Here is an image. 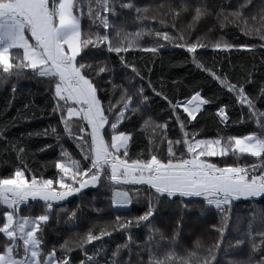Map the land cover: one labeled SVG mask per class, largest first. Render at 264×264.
Here are the masks:
<instances>
[{
	"label": "snow or ice",
	"instance_id": "obj_1",
	"mask_svg": "<svg viewBox=\"0 0 264 264\" xmlns=\"http://www.w3.org/2000/svg\"><path fill=\"white\" fill-rule=\"evenodd\" d=\"M251 3L252 0H245L238 10L227 13L221 8L216 19L221 28L226 23L235 24L245 36L258 35L264 41V7L249 17L242 11ZM118 7L133 10L135 20L142 24L158 21L160 29L142 26L135 32H128L118 27L109 18L117 16ZM149 13L148 6L138 7L131 0H0V80L18 77L25 70L47 78L54 101L52 111L59 114L63 133L76 141L84 162L82 164L81 160L73 159L70 153L62 150L61 159L53 165L58 170V178H45L30 172L27 165L16 167L10 174L0 177V206H3L0 213V235L3 237L0 264H70L69 253L74 248L84 251L86 245L102 240L116 230L127 233V240L116 247L107 264H131L130 260L120 262L116 258L122 248L133 243V228L151 224L156 204L162 200L179 201L185 208L197 201L214 207L221 213L219 225H211L218 239L209 246H204L197 239L191 250L178 254L175 245L182 230V221L176 222L170 237L150 227L145 240L147 260H141L139 264H216L233 202L264 199V111L257 107V100L264 98V86L257 96H250L245 91L250 73L248 81L231 82L227 74L218 75L197 58L200 48L252 50L256 45H236L223 37L214 41L201 36L191 39L197 25L212 14L206 3L191 4L188 0H179L176 7L160 5L154 14ZM85 16L90 21L88 29L82 28ZM182 16L188 17L187 22L178 24ZM93 26L96 31L92 30ZM169 26L171 32L167 30ZM145 36L153 37L148 47L140 44ZM167 45L185 49L191 54L192 63L198 69L208 73L233 94L241 108L239 122H243V110L246 108L247 118L255 123L259 132L197 138L199 132L188 131L187 124L196 120L202 108L212 101L202 96L201 91H194L184 100L173 103L167 95L152 88L153 93L169 105L181 138H168V121L157 123L148 117L136 130L151 133L147 149L130 155L134 131L122 130L121 126L139 111L148 97L144 95L143 87L130 94L121 86L119 99L115 102L108 99L105 105L100 96L103 91L101 74L114 70L99 57L104 53H114L125 69L143 79L135 63L127 61L124 54L130 49L156 54ZM260 46L264 47V43ZM107 83L112 84L110 80ZM148 86L152 87L150 80ZM112 88H117V85L112 84ZM133 96L138 97L135 106ZM180 108L186 114L184 119L177 112ZM226 109L227 105L220 106L215 113L225 126L230 120ZM73 127L78 130V135L74 134ZM51 132L56 133V128ZM47 133L45 130L44 134ZM16 151L19 157L24 148ZM26 172L30 175L26 176ZM97 185L110 190L113 207L131 205L130 188L139 185L147 186L155 203L150 199L140 215L116 216L111 224L100 227L98 232L90 228L82 235L76 234L74 239L64 240L59 246V257L56 247L45 253L42 234L54 208L62 207V202ZM30 201L40 202V214L21 215V206H28ZM75 215L72 212L69 219ZM246 235L252 241V254L247 260L230 264H264V229L253 233L250 225ZM257 237L259 243H256ZM164 242L169 247L161 251ZM242 243L243 240L239 239L235 242L237 246ZM102 250L101 247L98 251ZM258 252L259 257L256 258ZM84 257L80 264H97L95 256L87 251H84Z\"/></svg>",
	"mask_w": 264,
	"mask_h": 264
},
{
	"label": "trees",
	"instance_id": "obj_2",
	"mask_svg": "<svg viewBox=\"0 0 264 264\" xmlns=\"http://www.w3.org/2000/svg\"><path fill=\"white\" fill-rule=\"evenodd\" d=\"M131 2L138 7L148 6L149 15L154 14L160 5H164L165 8L179 5V0H131ZM188 2L191 4L206 3L212 13L197 25L196 30L191 33V39L201 36L207 41H214L223 37L236 45H256L252 50L233 48L230 51H222L211 47L200 48L197 50V58L206 67L216 71L218 75L227 74L231 82L248 81L250 73V82H245V91L250 96H257L261 86H264V47L260 46L264 41H261L258 35L245 36L235 24L226 23L221 28L216 19V13L221 8L225 13L236 11L240 5L245 3V0H188ZM261 7H264V0H252V3L242 11L246 17H249L256 15ZM117 13L115 17L110 16V20L128 32H135L142 26L160 29L158 21H146L143 24L136 21V14L133 10L118 7ZM187 19V16H182L178 24L186 23ZM249 23L252 21L250 20ZM89 25L90 21L85 16L82 20V28L88 29ZM92 30L97 29L93 26ZM167 30L172 31L170 26ZM152 41L153 37L145 36L140 44L148 47ZM124 55L127 61L135 63L143 79L136 77L130 69H125L114 53H104L99 57L105 60L114 71L101 74L102 79H98L103 88L100 96L105 105L108 99H112L113 102L119 99L121 86L127 88L130 94L143 87L144 95L148 97V100L140 105L139 111L121 126L122 130L134 131L133 141L129 146L130 155L147 149V140L151 133L147 131L141 133L136 130L148 117L157 123L168 121V138L173 140L181 138L179 126L172 117L169 105L161 96H156L152 88L167 95L173 103L177 100H184L194 91H201L202 96L212 101L197 114L196 120L187 124L188 131L199 132L197 138L259 132L255 123L247 118L246 108L243 110L244 120L239 122L241 108L233 94L222 88L208 73L198 69L192 63L191 54L185 49L167 45L160 48L156 54L130 49ZM109 80L117 85V88L113 89L112 84L107 83ZM149 80L151 88L148 86ZM49 88L48 79L34 75L31 70H25L24 74L18 77L0 80V133H2L0 136V177L10 174L16 167L27 165L30 172L43 175L45 178H58V170L53 165L56 160L61 159L62 150L70 153L73 159L81 160L76 141L63 133L59 114L52 111L54 101ZM137 101L138 97L133 96V106ZM224 105H227L226 111L230 117L227 126L221 124L215 114L217 108ZM257 107L264 111V98L257 100ZM177 112L181 119H184L186 114L183 113V109L180 108ZM52 128H56L57 132L52 133ZM45 130H48L47 135L44 134ZM73 132L79 134L75 127H73ZM21 147L24 148V152L18 157L16 150ZM81 163L84 162L81 160ZM27 175L30 173L26 172ZM130 195L132 203L130 208L125 210L112 206L110 190L102 185L82 191L71 200L62 202L63 206L54 208L48 225L43 229L42 248L44 252L47 253L56 247V255L59 257L61 255L59 246L64 240L74 239L76 234L82 235L90 228L98 232L100 227L111 224L116 216L126 218L140 215L146 210L150 199L155 203L147 186L139 185L130 188ZM2 211L3 206H0V213ZM40 212L41 204L38 201H30L28 206L22 205L20 208L21 215L34 216ZM72 212L76 215L69 219ZM262 217H264V199L233 202L224 242L218 252L216 264L247 260L252 254V241L247 238L246 233L250 225L253 233L264 229ZM220 218L221 213L218 210L201 201L189 204L185 208L180 205L179 201L172 203L162 200L156 204L151 224L147 227L141 225L139 228H133L131 230L133 243L128 248H122L116 259L120 262L130 260L131 264H139L141 260L146 261L145 240L149 235V228H157L166 237H170L178 220L182 221L183 225L175 245V251L178 254L191 250L197 239H200L204 246H209L218 239L217 234L211 230V225H219ZM127 235L119 230L112 231L110 236L86 245L84 251H87L89 255H94L97 264H107L116 247L126 243ZM238 239L243 240V243L237 246L235 242ZM0 243H3L2 235H0ZM256 243H259V237L256 238ZM101 247L103 250L98 251ZM168 247L167 242L162 243L161 251L167 250ZM84 251L74 248L69 253L70 264H80V261L85 258ZM255 255L258 258L259 252Z\"/></svg>",
	"mask_w": 264,
	"mask_h": 264
},
{
	"label": "rangeland",
	"instance_id": "obj_3",
	"mask_svg": "<svg viewBox=\"0 0 264 264\" xmlns=\"http://www.w3.org/2000/svg\"><path fill=\"white\" fill-rule=\"evenodd\" d=\"M92 188H94V187H90V188H87V189H92ZM87 189H84V190H82V191H85V190H87ZM78 195V194H77ZM74 197V196H73ZM73 197H70L69 198V200H71ZM130 206V205H129ZM129 206H127V207H129ZM127 207H122L121 209H127ZM115 208H117V207H115Z\"/></svg>",
	"mask_w": 264,
	"mask_h": 264
},
{
	"label": "crops",
	"instance_id": "obj_4",
	"mask_svg": "<svg viewBox=\"0 0 264 264\" xmlns=\"http://www.w3.org/2000/svg\"><path fill=\"white\" fill-rule=\"evenodd\" d=\"M88 190V189H87ZM255 199H261V198H255ZM255 199H252V200H255ZM244 199H241V200H239V201H235V202H240V201H243ZM131 206V205H130ZM130 206L129 207H127V209H129L130 208ZM117 209H121V208H117ZM123 210H125V209H123Z\"/></svg>",
	"mask_w": 264,
	"mask_h": 264
}]
</instances>
